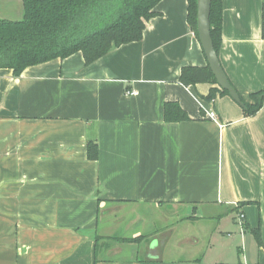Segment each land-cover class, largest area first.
Masks as SVG:
<instances>
[{"label":"crops","instance_id":"crops-1","mask_svg":"<svg viewBox=\"0 0 264 264\" xmlns=\"http://www.w3.org/2000/svg\"><path fill=\"white\" fill-rule=\"evenodd\" d=\"M263 2L222 0L218 59L246 102L264 91ZM154 12L88 66L0 69V264H264V103L244 117L206 100L217 84L184 86L182 68L208 65L187 0ZM23 15L0 0V20ZM166 102L189 119L165 122Z\"/></svg>","mask_w":264,"mask_h":264},{"label":"trees","instance_id":"trees-1","mask_svg":"<svg viewBox=\"0 0 264 264\" xmlns=\"http://www.w3.org/2000/svg\"><path fill=\"white\" fill-rule=\"evenodd\" d=\"M161 0H22L20 21L0 20V69L18 77L24 69L54 59H65L77 52L85 66L120 47L142 39L145 23L157 15L154 7ZM222 0H211L209 24L213 48L218 55L221 45ZM187 22L196 32V0H187ZM261 38L264 40V2L261 6ZM179 81L184 86L216 84L209 66L184 67ZM216 94L228 95L219 88L210 89L207 101ZM240 97V96H239ZM244 117L254 116L264 103V91L240 97ZM163 119L173 123L188 120L177 103L166 102ZM89 160H96L97 149L87 145ZM258 239L257 231L253 232Z\"/></svg>","mask_w":264,"mask_h":264},{"label":"water","instance_id":"water-1","mask_svg":"<svg viewBox=\"0 0 264 264\" xmlns=\"http://www.w3.org/2000/svg\"><path fill=\"white\" fill-rule=\"evenodd\" d=\"M211 0H196V32L200 46L205 55L207 64L212 75L215 78L216 84L219 89L228 93L229 97L240 107H243V103L235 90V88L229 82L216 54L212 40L210 37V14Z\"/></svg>","mask_w":264,"mask_h":264},{"label":"built area","instance_id":"built-area-1","mask_svg":"<svg viewBox=\"0 0 264 264\" xmlns=\"http://www.w3.org/2000/svg\"><path fill=\"white\" fill-rule=\"evenodd\" d=\"M134 94V92L133 91H130V92H127L126 93V95H133ZM207 117H208V119H210V120H216V115L214 114V112H208L207 113ZM243 220H244V215L242 214V213H239L238 215H237V221H238V223L240 224V225H242V223H243Z\"/></svg>","mask_w":264,"mask_h":264},{"label":"rangeland","instance_id":"rangeland-1","mask_svg":"<svg viewBox=\"0 0 264 264\" xmlns=\"http://www.w3.org/2000/svg\"><path fill=\"white\" fill-rule=\"evenodd\" d=\"M140 210H141V209H140ZM174 210H175V213H176V214H178V215H180V216L183 215V212H182V209H181V208L179 209V208L176 207V208H174Z\"/></svg>","mask_w":264,"mask_h":264}]
</instances>
